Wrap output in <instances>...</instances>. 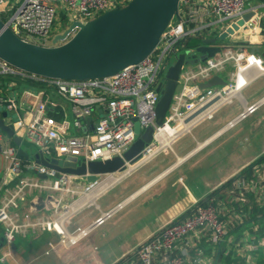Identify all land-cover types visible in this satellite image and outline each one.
Wrapping results in <instances>:
<instances>
[{"label": "built area", "instance_id": "built-area-1", "mask_svg": "<svg viewBox=\"0 0 264 264\" xmlns=\"http://www.w3.org/2000/svg\"><path fill=\"white\" fill-rule=\"evenodd\" d=\"M128 1L0 0V15L6 17L3 20L21 38L49 45L46 42L51 29L62 12L69 24L75 20L86 22L110 8L124 6ZM252 1L181 0V19L174 18L170 22L153 52L108 77L46 78L23 71L0 58V74L6 78L0 89V105L8 112L5 123L12 125L15 134L23 141L27 139L45 156L74 155L87 162L123 156L135 141L136 122L142 131L153 125L154 139L144 148L141 159L150 158L170 148L197 124L213 118L222 106L242 98V90L249 83L245 74L250 67L260 65L264 72V61L256 53L247 54L241 46L224 43L221 52L206 58H201L197 51L205 39L218 36L244 13L255 10L254 19L264 17V1L259 4H252ZM192 37L200 38L201 43L186 45ZM181 53L191 59L197 55L199 61L183 65L181 89L174 93L164 123L157 125L156 108L161 97L158 86L163 83L164 87L168 69ZM226 72V84L200 86L215 75L223 78ZM16 74L41 79L46 84L35 88L20 86L14 78ZM263 102L264 97L245 106L228 126H234L255 112ZM59 107L64 109L61 110L63 114L51 112V108ZM169 129L173 130L172 134ZM165 133H168L166 139ZM11 139H4L0 128V242L10 248L2 260L11 254L19 236L56 231L67 246H73L111 216L112 210L86 227L71 230L69 226L74 217L85 207L95 204L92 194L102 175L95 183H89L78 175L58 171L23 156L21 148ZM249 190L253 191L251 174L248 178L237 179L224 197H211L206 204L192 207L185 217L170 221L139 243L133 255L126 254L115 264H205L202 249L194 256L191 254L201 238L219 248H224L223 243L227 244L228 251L234 249L241 257L249 252L247 260L244 257L245 264H264L259 259L254 262L251 257L253 251H258L264 244L263 237L243 246L242 254L236 250L238 243L232 233L231 221L248 214L240 210L245 205L250 206ZM45 193L53 196L56 204L49 207L50 210L41 211L32 202ZM87 195L90 198L85 200ZM245 198V203L238 202ZM27 203H31L30 209L25 208Z\"/></svg>", "mask_w": 264, "mask_h": 264}, {"label": "crops", "instance_id": "crops-1", "mask_svg": "<svg viewBox=\"0 0 264 264\" xmlns=\"http://www.w3.org/2000/svg\"><path fill=\"white\" fill-rule=\"evenodd\" d=\"M262 1L258 0L254 3L259 4ZM249 24L251 26L249 31H238L221 43L241 46L245 48L247 54L251 53L252 48L259 47L260 51L256 50L255 53L264 61V17L259 20L253 18ZM262 64L264 65V62ZM245 77L249 83L242 90V98L236 99L239 102L238 110L223 113L221 107L213 118L194 126L190 132L174 141L170 148L150 158L140 159L124 172L102 175L101 181L95 185L92 194L95 200L94 205L101 210V214L84 220L78 227H86L104 213L112 210L113 214L123 206L134 203L128 211V216L132 218L137 216L140 223L148 227L144 229L138 242L122 253L124 256L170 221L185 217L184 214L187 215L192 207L228 180L232 179V185H234L237 179L244 176L248 178L251 174L253 175V191H247L250 206L245 205L240 210L247 211L248 214L241 219L231 221L232 233L238 243L236 250L243 254L245 251L243 246H247L253 240L264 238V143L262 149L253 154V151L249 152L252 146L250 148L245 145L238 146L241 142H237L239 139L236 138L242 130H235L230 136L223 138L228 129L251 116L253 120L249 123L250 131L263 130L264 132V102L255 112L234 126H228L229 121L236 118L245 106L256 103L264 97V72L260 65L250 67ZM223 79L227 81V75L224 74ZM246 90L249 93L248 96L244 93ZM56 108H51V112L55 114L61 110L64 111L61 107ZM261 134L264 136L263 133ZM245 139L247 140V137ZM230 144L238 147L226 151L225 146ZM242 146H244L243 150H241ZM261 157L263 159H259ZM252 164H254L252 170L249 171L248 166ZM117 185H120L119 190L109 195L101 204L98 201L99 198ZM246 201L245 198L238 202ZM30 206L31 203H27L25 208L28 209ZM223 245L224 248L221 246L219 249L205 238H201L196 250L193 249L191 254L194 256L199 249H202L205 264H223L221 262L223 256L219 252L223 249V252L227 254L229 248L227 244L223 243ZM248 253L244 255L246 260ZM244 257H241L243 264H245ZM251 257L253 260L264 261V244L258 251H253Z\"/></svg>", "mask_w": 264, "mask_h": 264}, {"label": "water", "instance_id": "water-1", "mask_svg": "<svg viewBox=\"0 0 264 264\" xmlns=\"http://www.w3.org/2000/svg\"><path fill=\"white\" fill-rule=\"evenodd\" d=\"M180 1L129 0L124 6L110 8L86 22L73 21L63 32L54 36L51 45L21 38L0 17V58L23 71L46 78L84 80L108 77L142 61L153 52L170 22L174 18L181 19ZM255 14V10L248 11L230 26H226L218 36L205 39L197 47L201 58L212 57L221 52V42L238 31H249V21ZM256 50L260 51L259 47L252 48L251 52L255 54ZM198 61L197 55L191 59L181 53L169 67L164 87L163 83L158 86L161 97L156 108L157 125L164 123L173 95L181 89L180 73L183 65ZM226 83L225 79L215 75L200 86ZM7 115L8 112L4 110L0 117V128L20 146L23 138L15 134L12 125L5 123L4 117ZM135 131V141L123 156L117 155L104 160L87 162L74 155L48 157L37 151L35 146L24 148L33 161L95 183L100 175L124 172L141 159L144 148L154 139L155 128L150 125L142 131L139 122H136ZM40 176L47 177L45 174ZM42 199L43 196H37L32 205L37 206ZM46 203L51 208L55 206L56 200L49 195Z\"/></svg>", "mask_w": 264, "mask_h": 264}, {"label": "rangeland", "instance_id": "rangeland-1", "mask_svg": "<svg viewBox=\"0 0 264 264\" xmlns=\"http://www.w3.org/2000/svg\"><path fill=\"white\" fill-rule=\"evenodd\" d=\"M257 1L258 0H254L252 3ZM62 15L63 13H61L59 21L52 27L51 36L46 42L47 44H53L54 36L67 28L69 23L62 22ZM0 16L2 19H6L4 15ZM37 40L40 42V39ZM225 75H227V72ZM244 93L246 96L249 95L247 90ZM4 109L5 106L0 105V113H2ZM238 109L239 102L235 100L231 104L222 106L221 112L230 113ZM251 120H253V116L242 120L235 127L228 129L223 135V138H227L235 130H242L239 137L236 138L239 139L237 142H241L238 146L245 145L247 148L252 146L249 152L252 153L251 151H253L254 154L263 147L264 136H262L261 133L264 134V132H262L263 130H253V132H251L249 126ZM2 134L4 139H10L3 130ZM246 137L247 140L245 139ZM26 142L29 143V141L25 139L22 144L18 146L21 148L23 156H26V152L23 149ZM238 146L234 144L226 145L225 150L231 151ZM243 147L244 146H242L241 150H243ZM238 151L240 152V150ZM224 153L227 154V152ZM119 188L120 185L112 187V189L102 195L98 201L103 204V200L119 190ZM35 194L37 195L38 191H36ZM43 196H45V198L38 202L37 209L41 211L50 210L46 203V198L49 195L45 193ZM110 202H112V200ZM133 204L134 203L127 204L115 211L110 217H107L101 224L92 229L87 236L83 237L73 246H67L56 231H43L38 235L29 234L26 237L19 236L14 242L15 246H12V253L7 254L5 260H2V257L5 253L9 252L10 248L6 243L0 246V264H115L123 257L122 253L124 251L138 242L142 232L148 227V225L140 223V219H138L137 216L133 218L128 216V211L132 208ZM99 214H101V210L95 205L85 207L74 217L69 227L71 230H76L79 224L84 220ZM135 248L128 254L133 255Z\"/></svg>", "mask_w": 264, "mask_h": 264}, {"label": "trees", "instance_id": "trees-1", "mask_svg": "<svg viewBox=\"0 0 264 264\" xmlns=\"http://www.w3.org/2000/svg\"><path fill=\"white\" fill-rule=\"evenodd\" d=\"M63 21L67 22L66 15L64 13L62 15V22ZM199 43H201V40H200V38H197V37H192V38H190V39H188L186 41V45H188V46H192V45L194 46V45L199 44ZM14 78L18 81L20 86L21 85H26V86H31V87L35 88V87H39V86H44L46 84L45 81H43L41 79H36V78L28 77V76H22V75H19V74L14 75ZM5 79L6 78L2 74H0V89L3 86L2 82H4ZM25 146L30 147V146H34V145L26 143ZM23 149L26 152V156H29V154L26 151V149L25 148H23ZM20 151H22V150H20ZM259 159H263V157H261ZM253 165L254 164H252V166L251 165L248 166L249 167L248 168L249 171L252 170ZM232 182H233V180L230 179V180H228L227 183L223 184L221 187L216 188L215 190H213L211 193H209L206 196L205 199L200 201V204H206L211 197H217V198L224 197L225 194H226V190L232 186ZM188 213H189V211H188ZM184 216H186V215L184 214ZM219 253L222 254V256H223V258L221 259V262L223 264H240L242 262L241 256L236 254V251L234 249L229 250L227 252V254L225 252H223V249H221Z\"/></svg>", "mask_w": 264, "mask_h": 264}, {"label": "bare ground", "instance_id": "bare-ground-1", "mask_svg": "<svg viewBox=\"0 0 264 264\" xmlns=\"http://www.w3.org/2000/svg\"><path fill=\"white\" fill-rule=\"evenodd\" d=\"M169 133H170V134H172V133H173V130H172V129H169ZM166 134H168V133H165V134H164V135H165L164 139H166V138H167ZM160 136H161V134H160ZM89 198H90V196H89V195H87V197H86V199H85V200H87V199H89ZM74 239H75V237H74Z\"/></svg>", "mask_w": 264, "mask_h": 264}]
</instances>
